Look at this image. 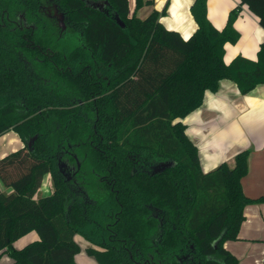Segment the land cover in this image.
Wrapping results in <instances>:
<instances>
[{"label":"trees","instance_id":"16d2710c","mask_svg":"<svg viewBox=\"0 0 264 264\" xmlns=\"http://www.w3.org/2000/svg\"><path fill=\"white\" fill-rule=\"evenodd\" d=\"M40 1L0 0V136L15 130L25 142L0 156V253L8 249L15 264H78L79 235L99 264H239L225 241L239 239L247 205L264 203V193L243 188L251 150L205 173L183 119L223 78L242 93L264 82V41L257 60L225 62L241 7L220 30L208 0H194L197 27L185 39L159 10L137 15L153 0H135L134 12L130 0H62L80 41L60 47ZM242 3L264 27V0ZM38 58L52 85L30 81ZM73 149L87 179L103 182L89 187L92 200L78 199L58 176V157L72 161ZM165 161L174 165L144 169ZM47 173L54 189L37 197ZM33 230L39 239L13 247Z\"/></svg>","mask_w":264,"mask_h":264},{"label":"crops","instance_id":"0c3cea01","mask_svg":"<svg viewBox=\"0 0 264 264\" xmlns=\"http://www.w3.org/2000/svg\"><path fill=\"white\" fill-rule=\"evenodd\" d=\"M193 2L153 0V3L142 6L136 13L138 15L139 11L144 10L147 16L151 11L159 10L163 24L168 29L179 31L187 39L197 27L191 12ZM134 3L135 0H130L132 12ZM238 6L241 8L234 27L239 32V38L236 42L225 44L224 58L227 64L239 55L257 60L264 41V27L259 17L242 0H208V18L222 30L227 25L230 12ZM183 121L188 136L197 145L200 166L205 173L215 170L224 161L234 166L235 155L250 149L249 173L243 178V188L253 197L264 193V82L248 93H242L235 81L223 78L218 89L207 90L201 106L188 113ZM24 146L25 142L15 130L0 136L1 157ZM46 176L49 178L51 173ZM45 177L39 193L45 185ZM39 238L37 231L33 230L15 240L13 247L20 249ZM224 245L238 257L239 264H264V203L246 206L239 239H229ZM78 254L76 260L78 264H83V260L77 258ZM0 264H15L8 249L0 253Z\"/></svg>","mask_w":264,"mask_h":264},{"label":"flooded vegetation","instance_id":"af4514ba","mask_svg":"<svg viewBox=\"0 0 264 264\" xmlns=\"http://www.w3.org/2000/svg\"><path fill=\"white\" fill-rule=\"evenodd\" d=\"M62 0H41L38 7V14L41 19L46 23L48 36L55 42L56 46L62 47L63 45L71 47L76 44L80 40L77 37L78 30L72 21H74L68 14V11L64 9L62 5ZM94 3V2H93ZM96 3V2H95ZM100 3V2H98ZM97 3V5H98ZM100 5V4H99ZM19 17L17 19H13L11 21H21ZM22 21H35L33 18L24 17ZM64 21V22H63ZM34 27V24H32ZM65 27V28H64ZM71 34L74 38L70 39L69 42L61 44L63 38L67 35ZM59 49V48H58ZM27 53L25 56L28 57V64H30V56ZM43 56H50L47 53H42ZM40 60L35 62L38 64L37 69L31 70V82L37 84L44 85H52L53 79L51 77V73H48L47 69L41 67L38 68L40 63L43 65L45 63L42 58H38ZM69 154L73 156V160L71 161L68 157L64 155H60L58 157V176L62 180L63 183H71L72 189L76 197L80 200L89 201L92 200L93 197L88 193L89 187L95 183L100 185L103 183L101 179L99 181L87 179V174L82 171V163L78 157L77 152L73 149L68 151ZM155 165H147L144 169L147 172L156 173V168L158 164ZM53 178V174L51 173ZM105 184V183H104Z\"/></svg>","mask_w":264,"mask_h":264},{"label":"rangeland","instance_id":"374dc122","mask_svg":"<svg viewBox=\"0 0 264 264\" xmlns=\"http://www.w3.org/2000/svg\"><path fill=\"white\" fill-rule=\"evenodd\" d=\"M144 10L139 11V16L140 17H144L146 13L143 12ZM74 38L71 34H67L63 40L61 41V44L69 42L70 39ZM47 177V176H46ZM45 177V178H46ZM44 186L42 188V190L40 191V193L38 192V196H45L49 193H51L53 191L54 188V177L52 178V176H49V178L47 177L46 180L44 181ZM78 240L81 243V250L77 256L78 259H80V261L83 262V264H99L97 259L94 256H91L89 254V256L86 255V251H85V246L87 244V241L82 237L78 235ZM83 247V248H82Z\"/></svg>","mask_w":264,"mask_h":264},{"label":"water","instance_id":"95a60500","mask_svg":"<svg viewBox=\"0 0 264 264\" xmlns=\"http://www.w3.org/2000/svg\"><path fill=\"white\" fill-rule=\"evenodd\" d=\"M64 22V21H63ZM65 28V27H64ZM38 138V134H36V135H34L31 139H30V141L28 142V147L30 148V149H32L33 148V143L35 142V140ZM174 165V163L172 162V161H170V162H168V161H165V162H161V163H159L158 164V166H157V168H156V172H160V171H162V170H165L166 168H168V167H171V166H173Z\"/></svg>","mask_w":264,"mask_h":264}]
</instances>
